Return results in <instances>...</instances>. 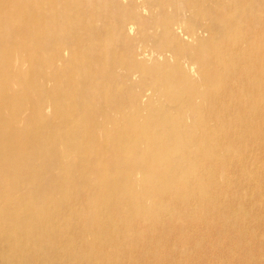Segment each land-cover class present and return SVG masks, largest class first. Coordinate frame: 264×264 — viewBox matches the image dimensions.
<instances>
[{
	"label": "bare ground",
	"instance_id": "1",
	"mask_svg": "<svg viewBox=\"0 0 264 264\" xmlns=\"http://www.w3.org/2000/svg\"><path fill=\"white\" fill-rule=\"evenodd\" d=\"M260 255L264 0H0V264Z\"/></svg>",
	"mask_w": 264,
	"mask_h": 264
},
{
	"label": "rangeland",
	"instance_id": "2",
	"mask_svg": "<svg viewBox=\"0 0 264 264\" xmlns=\"http://www.w3.org/2000/svg\"><path fill=\"white\" fill-rule=\"evenodd\" d=\"M219 26H218V24L215 22V23H213V24H211L210 25V32H214V33H217V28H218ZM197 29V28H196ZM210 32H208V31H205V32H199L198 33V35L196 36V39H194V42H198V41H202V42H205V41H207L210 37H211V34H210ZM261 236V235H260ZM261 238V240L263 239V237L261 236L260 237ZM246 245L245 244H243V246L242 245H240V247H239V252H240V254L243 252V250H245L246 249ZM264 255H260V256H257V258L258 259H260V260H264ZM247 263V262H246ZM245 263V264H246ZM247 264H249V262L247 263Z\"/></svg>",
	"mask_w": 264,
	"mask_h": 264
}]
</instances>
